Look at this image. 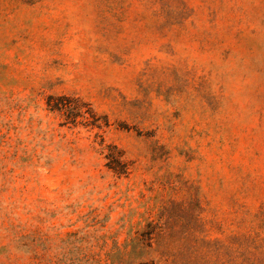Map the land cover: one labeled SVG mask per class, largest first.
Wrapping results in <instances>:
<instances>
[{
	"label": "rangeland",
	"instance_id": "rangeland-1",
	"mask_svg": "<svg viewBox=\"0 0 264 264\" xmlns=\"http://www.w3.org/2000/svg\"><path fill=\"white\" fill-rule=\"evenodd\" d=\"M0 264H264V0H0Z\"/></svg>",
	"mask_w": 264,
	"mask_h": 264
},
{
	"label": "trees",
	"instance_id": "trees-1",
	"mask_svg": "<svg viewBox=\"0 0 264 264\" xmlns=\"http://www.w3.org/2000/svg\"><path fill=\"white\" fill-rule=\"evenodd\" d=\"M48 105L52 110H62L65 112H72L77 106H72L64 102H57V96L51 95L48 99Z\"/></svg>",
	"mask_w": 264,
	"mask_h": 264
}]
</instances>
